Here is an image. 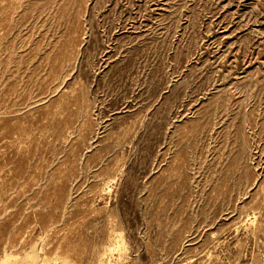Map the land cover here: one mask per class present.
Returning a JSON list of instances; mask_svg holds the SVG:
<instances>
[{
  "label": "rangeland",
  "instance_id": "obj_1",
  "mask_svg": "<svg viewBox=\"0 0 264 264\" xmlns=\"http://www.w3.org/2000/svg\"><path fill=\"white\" fill-rule=\"evenodd\" d=\"M0 264H264V0H0Z\"/></svg>",
  "mask_w": 264,
  "mask_h": 264
}]
</instances>
